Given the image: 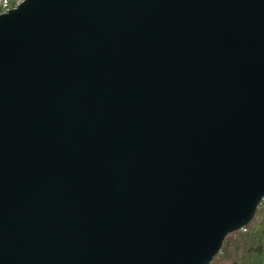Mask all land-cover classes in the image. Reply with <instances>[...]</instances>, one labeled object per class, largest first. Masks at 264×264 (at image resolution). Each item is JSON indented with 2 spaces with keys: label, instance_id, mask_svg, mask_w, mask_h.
<instances>
[{
  "label": "water",
  "instance_id": "obj_1",
  "mask_svg": "<svg viewBox=\"0 0 264 264\" xmlns=\"http://www.w3.org/2000/svg\"><path fill=\"white\" fill-rule=\"evenodd\" d=\"M263 200L264 0L0 16V264H211Z\"/></svg>",
  "mask_w": 264,
  "mask_h": 264
},
{
  "label": "trees",
  "instance_id": "obj_2",
  "mask_svg": "<svg viewBox=\"0 0 264 264\" xmlns=\"http://www.w3.org/2000/svg\"><path fill=\"white\" fill-rule=\"evenodd\" d=\"M211 264H264V200L248 225L226 237Z\"/></svg>",
  "mask_w": 264,
  "mask_h": 264
},
{
  "label": "built area",
  "instance_id": "obj_3",
  "mask_svg": "<svg viewBox=\"0 0 264 264\" xmlns=\"http://www.w3.org/2000/svg\"><path fill=\"white\" fill-rule=\"evenodd\" d=\"M23 1L24 0H0V16L6 15L18 8Z\"/></svg>",
  "mask_w": 264,
  "mask_h": 264
}]
</instances>
